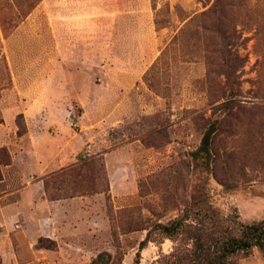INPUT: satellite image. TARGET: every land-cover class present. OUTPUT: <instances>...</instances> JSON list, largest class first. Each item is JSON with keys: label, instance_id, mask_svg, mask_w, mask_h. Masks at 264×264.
<instances>
[{"label": "rangeland", "instance_id": "rangeland-1", "mask_svg": "<svg viewBox=\"0 0 264 264\" xmlns=\"http://www.w3.org/2000/svg\"><path fill=\"white\" fill-rule=\"evenodd\" d=\"M214 1L0 0V264H171L193 241L157 224L197 189L264 219L262 15L232 12L225 44ZM219 49L241 58L234 85ZM229 100L246 109L214 134L225 187L194 153Z\"/></svg>", "mask_w": 264, "mask_h": 264}, {"label": "trees", "instance_id": "trees-1", "mask_svg": "<svg viewBox=\"0 0 264 264\" xmlns=\"http://www.w3.org/2000/svg\"><path fill=\"white\" fill-rule=\"evenodd\" d=\"M248 8L253 14H261L262 19L258 25L259 39L264 38V0H215L211 8L203 12V16L210 20L209 25L214 27L221 36V41L230 42V34L227 29L234 28V18L232 12ZM247 11V10H246ZM230 32L236 35L235 29ZM218 56L224 61V74L230 85L236 83V73L241 66V58L237 55L229 57L227 51L219 49L216 51ZM258 106H255L256 108ZM226 113L225 118L215 119L211 124L206 135L202 139L199 149L194 153L195 156H202L207 168H211L215 178L225 187H228L225 177H221L216 172L219 164L228 163L227 160L217 158L219 152L215 147L218 131L227 122L229 117L239 118L238 112L246 109L244 105L229 100L220 106ZM238 108L239 111H235ZM214 162V164H213ZM216 162V163H215ZM213 168H212V167ZM198 209V217H194L195 224L189 223L190 213ZM239 216L232 218L224 216L208 200V195L197 189L192 197L190 205L186 206L184 214L168 224L158 223L159 228L168 237H176L183 229L193 241L190 249H176L167 256L172 258L171 264H236V257H247L254 248L264 249V219L253 222H242ZM149 234L141 242V249L149 242ZM141 253H137L135 264H140Z\"/></svg>", "mask_w": 264, "mask_h": 264}, {"label": "crops", "instance_id": "crops-1", "mask_svg": "<svg viewBox=\"0 0 264 264\" xmlns=\"http://www.w3.org/2000/svg\"><path fill=\"white\" fill-rule=\"evenodd\" d=\"M45 165H46V163L45 164H43V166L45 167Z\"/></svg>", "mask_w": 264, "mask_h": 264}, {"label": "water", "instance_id": "water-1", "mask_svg": "<svg viewBox=\"0 0 264 264\" xmlns=\"http://www.w3.org/2000/svg\"><path fill=\"white\" fill-rule=\"evenodd\" d=\"M102 264H106V263L103 262Z\"/></svg>", "mask_w": 264, "mask_h": 264}]
</instances>
